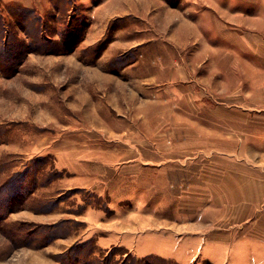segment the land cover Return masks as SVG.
Listing matches in <instances>:
<instances>
[{
	"label": "rangeland",
	"instance_id": "obj_1",
	"mask_svg": "<svg viewBox=\"0 0 264 264\" xmlns=\"http://www.w3.org/2000/svg\"><path fill=\"white\" fill-rule=\"evenodd\" d=\"M191 4L0 0V264H264V26L175 47Z\"/></svg>",
	"mask_w": 264,
	"mask_h": 264
},
{
	"label": "crops",
	"instance_id": "obj_2",
	"mask_svg": "<svg viewBox=\"0 0 264 264\" xmlns=\"http://www.w3.org/2000/svg\"><path fill=\"white\" fill-rule=\"evenodd\" d=\"M193 1L182 11L177 9L167 11L166 32L170 35L172 45L175 47H186L191 42L189 45L204 48L208 43L207 31L219 33L223 30L253 31L258 29L254 26L256 24L264 26V0H195L196 3ZM195 5L198 6V10L194 8ZM261 30H264V27ZM215 38H221L220 34ZM179 70L170 71V81L179 76L181 72ZM156 163L162 166V161L156 160L152 164ZM21 213L27 218L33 217V220L43 216L40 213L33 214L28 209L22 210ZM116 230V227L109 225L106 235L102 239L99 238V243L102 241L101 244L104 247L107 245L108 247L112 245L132 246L133 242L136 243L139 240L135 237L134 241H128L122 230L119 232Z\"/></svg>",
	"mask_w": 264,
	"mask_h": 264
},
{
	"label": "trees",
	"instance_id": "obj_3",
	"mask_svg": "<svg viewBox=\"0 0 264 264\" xmlns=\"http://www.w3.org/2000/svg\"><path fill=\"white\" fill-rule=\"evenodd\" d=\"M36 169H29L28 167L19 175H13L8 180H6L0 188V221L5 218L9 213L19 210L22 206L21 194H26L31 192L32 189L24 188L23 184L26 180H29L31 184L34 180L30 177L33 175ZM30 172V176L28 173ZM5 189V191H4ZM2 214V215H1ZM26 245V244H24ZM142 259L141 261H144Z\"/></svg>",
	"mask_w": 264,
	"mask_h": 264
}]
</instances>
